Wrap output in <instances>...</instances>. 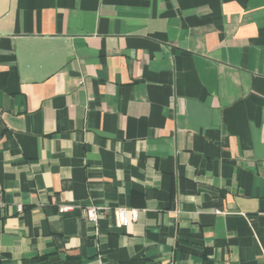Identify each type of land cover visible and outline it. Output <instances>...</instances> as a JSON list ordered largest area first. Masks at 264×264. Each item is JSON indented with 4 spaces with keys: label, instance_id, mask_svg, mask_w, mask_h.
Wrapping results in <instances>:
<instances>
[{
    "label": "crops",
    "instance_id": "obj_1",
    "mask_svg": "<svg viewBox=\"0 0 264 264\" xmlns=\"http://www.w3.org/2000/svg\"><path fill=\"white\" fill-rule=\"evenodd\" d=\"M0 191V264H264V0H0Z\"/></svg>",
    "mask_w": 264,
    "mask_h": 264
},
{
    "label": "built area",
    "instance_id": "obj_2",
    "mask_svg": "<svg viewBox=\"0 0 264 264\" xmlns=\"http://www.w3.org/2000/svg\"><path fill=\"white\" fill-rule=\"evenodd\" d=\"M7 208V202L4 199L3 192L0 191V211L5 212ZM75 208L73 204H61L59 206L60 212H68L72 211ZM18 211L23 210V205L18 204ZM108 207L90 205L86 208V214L89 221L93 222L95 225L99 224V220L101 218V213L108 212ZM117 218V222L120 226H128L131 221H135L139 217V210L137 209H129L125 207L117 208L114 210Z\"/></svg>",
    "mask_w": 264,
    "mask_h": 264
}]
</instances>
